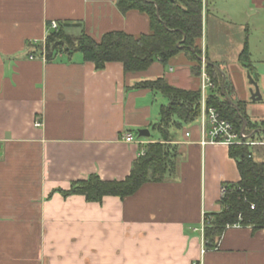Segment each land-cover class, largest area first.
<instances>
[{
    "label": "crops",
    "instance_id": "obj_1",
    "mask_svg": "<svg viewBox=\"0 0 264 264\" xmlns=\"http://www.w3.org/2000/svg\"><path fill=\"white\" fill-rule=\"evenodd\" d=\"M201 1L204 58L264 125V0ZM53 21L97 40L150 32L147 15H123L116 0H0V264H264V231L251 227H229L206 248L205 216L223 210V188L241 178L229 147L200 145L198 122L170 129L177 166L164 182L98 203L63 194L91 175L125 180L146 145L163 143L154 125L167 105L142 84L163 78L190 91L200 80L183 54L128 74L121 63L97 70L80 53L44 60Z\"/></svg>",
    "mask_w": 264,
    "mask_h": 264
},
{
    "label": "trees",
    "instance_id": "obj_2",
    "mask_svg": "<svg viewBox=\"0 0 264 264\" xmlns=\"http://www.w3.org/2000/svg\"><path fill=\"white\" fill-rule=\"evenodd\" d=\"M176 1L116 0L117 8L123 15L132 11L147 15L150 32L136 36L115 31L97 40L84 32L79 37H72L61 28L48 34L46 57L50 59L59 54L80 53L84 61L94 64L97 70L105 69L108 63H121L128 74L147 71L157 61L167 65L183 54L191 63L192 75L200 80L203 4L201 0H180L179 4ZM246 57L245 51L243 59ZM206 72L216 86L207 94V105L215 107L237 132L246 126L247 133L255 132L259 138L263 136L264 125L249 121L242 105L232 101L230 85L220 69L208 61ZM141 86L162 94L169 101L161 109L160 122L154 125L163 143L146 145L145 155L134 163L130 176L125 180L105 181L98 175H91L86 180L72 183L70 190L63 192L65 196H83L92 203L101 202L105 197L124 199L135 195L145 184L164 182L175 173L177 154L172 155L175 151L169 145L172 141L170 129L199 121L201 92L173 87L163 78ZM229 155L235 160L241 179L238 183L225 185L226 194L219 201L223 210L206 215L205 241L208 250L216 248L229 226L239 224L254 231H264V145L232 146Z\"/></svg>",
    "mask_w": 264,
    "mask_h": 264
},
{
    "label": "built area",
    "instance_id": "obj_3",
    "mask_svg": "<svg viewBox=\"0 0 264 264\" xmlns=\"http://www.w3.org/2000/svg\"><path fill=\"white\" fill-rule=\"evenodd\" d=\"M180 1V0H178ZM59 31V24L55 21L51 22L49 24V31L50 32H57ZM48 36V35H47ZM47 39V37H46ZM46 39L43 43V48L41 50L42 58L46 59ZM203 59L204 56L202 57ZM30 59H34L33 56L30 57ZM215 83L212 81L211 77L206 72V63L202 62V73L200 78V92H201V116L198 121L200 125V132H201V141L200 145L203 147L206 146H212V145H225L227 147H232L236 145H243V146H257V145H264V138L262 136H259L253 133H247L245 131L246 128H244L241 132H237L234 128V125L221 117L220 113L215 107H209L207 105V94L215 89ZM36 127H41L42 122L37 121L35 123ZM255 134V137L253 138ZM187 136H190V134H187ZM256 138V140H255ZM260 139V140H257ZM125 141L127 143H140L138 139H136L132 134L125 136ZM145 155L144 149L140 152V157ZM226 194V188H223L222 191V197L223 198ZM254 209V207H253ZM208 224V221L205 219L202 224L201 233H202V239L205 241V229L206 225ZM232 228H239L241 227L239 224H235L232 226H229ZM228 227V228H229ZM192 264H202L201 261L193 262Z\"/></svg>",
    "mask_w": 264,
    "mask_h": 264
},
{
    "label": "water",
    "instance_id": "obj_4",
    "mask_svg": "<svg viewBox=\"0 0 264 264\" xmlns=\"http://www.w3.org/2000/svg\"><path fill=\"white\" fill-rule=\"evenodd\" d=\"M179 4V1H176ZM202 62H205L206 64L208 63V61L206 59L201 58ZM251 78V77H250ZM252 94V100H261L260 94H259V90L256 87V92H251ZM237 111H239V109L237 108ZM246 128V126L244 127ZM140 137H149V132L147 130H142L139 132Z\"/></svg>",
    "mask_w": 264,
    "mask_h": 264
},
{
    "label": "rangeland",
    "instance_id": "obj_5",
    "mask_svg": "<svg viewBox=\"0 0 264 264\" xmlns=\"http://www.w3.org/2000/svg\"><path fill=\"white\" fill-rule=\"evenodd\" d=\"M160 95H161L160 97H162V99H164V102H163V103H161V102L158 103L159 108H160V106H161L162 104L168 105V103H169V101H168L167 98L163 97L162 94H160ZM173 129H174V128H173ZM176 154H177V152H176V150H175V152L172 153V155L174 156V155H176Z\"/></svg>",
    "mask_w": 264,
    "mask_h": 264
}]
</instances>
